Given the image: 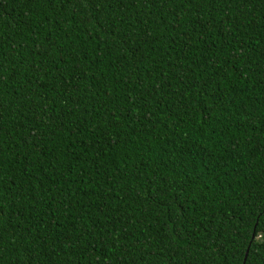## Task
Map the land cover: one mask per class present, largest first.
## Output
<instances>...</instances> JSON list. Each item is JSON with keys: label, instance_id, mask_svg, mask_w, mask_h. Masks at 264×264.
<instances>
[{"label": "trees", "instance_id": "trees-1", "mask_svg": "<svg viewBox=\"0 0 264 264\" xmlns=\"http://www.w3.org/2000/svg\"><path fill=\"white\" fill-rule=\"evenodd\" d=\"M253 221L264 0H0V264H264Z\"/></svg>", "mask_w": 264, "mask_h": 264}, {"label": "snow or ice", "instance_id": "snow-or-ice-1", "mask_svg": "<svg viewBox=\"0 0 264 264\" xmlns=\"http://www.w3.org/2000/svg\"><path fill=\"white\" fill-rule=\"evenodd\" d=\"M253 225L257 227L259 233H264V227L260 225V221H253ZM253 238H255L256 233H253ZM261 247H264V245H261Z\"/></svg>", "mask_w": 264, "mask_h": 264}, {"label": "water", "instance_id": "water-1", "mask_svg": "<svg viewBox=\"0 0 264 264\" xmlns=\"http://www.w3.org/2000/svg\"><path fill=\"white\" fill-rule=\"evenodd\" d=\"M247 251H248V249H247ZM247 251H246V253H245V256H244V260H243V261H245V259H246V256H247Z\"/></svg>", "mask_w": 264, "mask_h": 264}]
</instances>
